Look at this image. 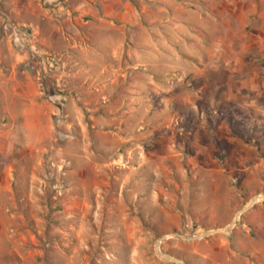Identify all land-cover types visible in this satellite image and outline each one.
Wrapping results in <instances>:
<instances>
[{
    "label": "rangeland",
    "instance_id": "1",
    "mask_svg": "<svg viewBox=\"0 0 264 264\" xmlns=\"http://www.w3.org/2000/svg\"><path fill=\"white\" fill-rule=\"evenodd\" d=\"M122 2L0 0V264H264V0Z\"/></svg>",
    "mask_w": 264,
    "mask_h": 264
},
{
    "label": "crops",
    "instance_id": "2",
    "mask_svg": "<svg viewBox=\"0 0 264 264\" xmlns=\"http://www.w3.org/2000/svg\"><path fill=\"white\" fill-rule=\"evenodd\" d=\"M99 2L104 3V15L100 17L98 22H95V25H97L98 28H103L105 33H107L106 31L110 29H121V26L127 27L126 25L130 27L133 24L137 23V20H133L132 18V16L135 15V11L132 10V8L127 3H123L122 0H99ZM117 24H119L120 26H118ZM120 44L122 43H119L118 45ZM7 182V176L3 180L1 178L0 211H2L4 206V198H9V184H7Z\"/></svg>",
    "mask_w": 264,
    "mask_h": 264
},
{
    "label": "water",
    "instance_id": "3",
    "mask_svg": "<svg viewBox=\"0 0 264 264\" xmlns=\"http://www.w3.org/2000/svg\"><path fill=\"white\" fill-rule=\"evenodd\" d=\"M257 198H258V197L254 198V199L251 201L250 206H252L253 204H255V203L257 202ZM250 206H249V207H250ZM249 207H248V208H249ZM241 213H242L241 211L237 212L236 217L239 216ZM235 223H236V221H233V222L229 225V227H228V229H227L228 233L230 232L231 228L235 225ZM212 233H213V232H207V233H205V234H203V235H199V236H191V237H185V236H181V235H179V234H177V236H178L179 238L183 239V240L194 241V240H198V239H200V238H203V237H205V236H208V235H210V234H212ZM166 239H167V237H164V238H162V241H163V240H166ZM158 245H159V243H158ZM157 247H158V246H157ZM159 255H160L161 257L167 259V260H173V261L177 262L178 264H185L183 261H181V260H179V259H177V258H171V257H169V256H167V255H165V254H163V252H162L160 249H159Z\"/></svg>",
    "mask_w": 264,
    "mask_h": 264
},
{
    "label": "bare ground",
    "instance_id": "4",
    "mask_svg": "<svg viewBox=\"0 0 264 264\" xmlns=\"http://www.w3.org/2000/svg\"><path fill=\"white\" fill-rule=\"evenodd\" d=\"M259 200V198H257V201ZM160 243V242H159ZM159 249H160V246L158 245V247H157V250H158V252H159Z\"/></svg>",
    "mask_w": 264,
    "mask_h": 264
},
{
    "label": "trees",
    "instance_id": "5",
    "mask_svg": "<svg viewBox=\"0 0 264 264\" xmlns=\"http://www.w3.org/2000/svg\"><path fill=\"white\" fill-rule=\"evenodd\" d=\"M232 117H234V116H232Z\"/></svg>",
    "mask_w": 264,
    "mask_h": 264
}]
</instances>
